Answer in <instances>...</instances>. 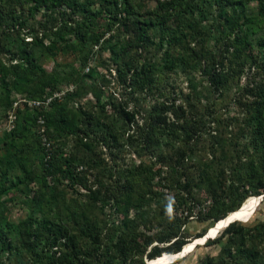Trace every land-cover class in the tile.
Masks as SVG:
<instances>
[{
    "label": "rangeland",
    "instance_id": "obj_1",
    "mask_svg": "<svg viewBox=\"0 0 264 264\" xmlns=\"http://www.w3.org/2000/svg\"><path fill=\"white\" fill-rule=\"evenodd\" d=\"M78 1L82 4L87 0ZM106 1L89 0L88 7L92 13L101 12L91 31L104 33L103 39L109 38V43L102 42V48L88 43L79 52L70 42H57L53 27L65 18L81 21L84 14L63 6L30 17L26 0H0V69L15 63L14 56L27 49L45 72L68 77V82L64 80L57 86L58 90H65L69 84L77 88L76 96L65 103L74 115L75 133H61L52 127L47 130L56 165L53 176L44 173L45 152L41 144L32 143L34 135L23 141L18 134L7 133L12 109L8 112L5 107L0 88V173L5 172V186L22 180L23 168L31 171L26 184L0 195V222L7 229L31 216L32 229L40 235L37 256H33L19 245L17 233L10 232L11 248L2 251L0 247V264H83L82 254L73 259L72 247L75 244L82 252L86 250V219L100 224L113 242L128 234L131 241L126 264L155 263L161 257L152 262L145 258L150 248L148 238L171 213L185 220L182 229L188 243L215 224V215L236 207L230 202L237 201L231 200L230 205H221L210 194L211 186L233 182L239 194L246 195L241 208L255 197L250 195L243 167L254 154L247 120L264 87V48L258 45L259 40L264 41V12L258 11L264 0H253L243 10L224 0H185L168 16L162 15L155 3L145 0H126L128 14L123 10L124 0H108L118 4L110 7L114 13L109 14L105 11ZM124 16L129 20L127 29L122 26ZM251 17L256 21L242 23ZM24 20L27 24L19 26ZM143 20H153L157 25L150 32L147 46L122 49L126 40H133L131 22ZM232 20L242 24L238 34L248 42L236 46V50L232 46L237 29L231 33L229 28ZM36 38L50 48L51 55L32 43ZM138 62L155 65L154 83L141 90L129 84L130 69ZM213 68L227 74V83L219 90L208 83ZM17 96L12 93V98ZM21 97L32 101L26 94ZM50 105L36 110L49 112ZM160 106L169 110L167 123L175 135L168 131L159 134L161 144L151 151L144 148L140 137L146 130L142 125L148 124L153 108L158 110ZM124 112L133 114L134 122L127 124ZM192 127L196 132L200 130L201 136L192 153L181 160L178 151L187 140L183 134ZM138 169L145 172L143 177L152 176L149 182L138 176ZM145 182V201L149 205L146 215L138 213L137 196ZM184 184L190 186L188 196L192 199L183 209L180 200L174 199L186 196L180 189ZM98 192L106 205L93 204L91 196ZM48 195H52L50 202L46 201ZM262 200L240 218L244 221L241 224L251 227L264 223ZM127 204L128 212L121 209ZM43 218L61 226L67 242L63 237L52 243L39 225ZM226 241L209 246L204 243L180 262L173 260L170 264H199L207 256L217 257ZM239 242L235 239L228 244L233 250ZM188 244L184 251L190 252L193 241ZM109 255L114 256L112 252ZM167 255L172 254L163 256ZM112 261L119 263L117 257Z\"/></svg>",
    "mask_w": 264,
    "mask_h": 264
},
{
    "label": "trees",
    "instance_id": "obj_2",
    "mask_svg": "<svg viewBox=\"0 0 264 264\" xmlns=\"http://www.w3.org/2000/svg\"><path fill=\"white\" fill-rule=\"evenodd\" d=\"M106 1V0H102ZM123 10L128 14V2L124 0ZM147 1V0H145ZM185 0H174L165 3H157V8L161 11L162 15L168 16L175 6L180 2ZM229 6L237 7L238 9L243 10L245 5L249 4L253 0H224ZM28 5V14L30 17H33L39 13L53 11L54 9L61 7H68L74 11L84 14V17L81 21H73L71 18L61 19L54 27L53 34L57 42L61 44L71 43L75 47L76 51L83 52L84 48L88 43H91L93 46L100 45L102 42L104 44L109 43V38L104 40V33H95L91 31V26L93 21L101 15V12L92 13L89 10V0L84 3H79L78 0H26ZM105 11L107 13H114L111 11L110 7H116L118 4L116 2L106 1ZM260 14L264 12V1H261V4L258 7ZM116 15H114V18ZM122 26L128 28L129 20L126 16L121 20ZM256 19L253 17L243 19L242 23L252 24ZM27 24V21L24 20L18 23L19 26ZM132 33L133 40H126L122 44L121 48L124 49L126 46L128 48L135 47L136 49H143L147 46L150 39V32L157 25L153 20H143V21H132ZM230 25L231 33H234V30L237 29L235 36L233 38L232 48L236 50V46L247 45L248 42L246 37H241L238 33L241 29L242 24H239L238 20H232ZM34 45H37L51 55L52 52L48 46H45L42 40L34 39L32 40ZM258 45L264 48V41L259 40ZM102 48V45H100ZM231 47V46H230ZM111 52H115L114 47H109ZM180 57V56H178ZM15 63H10L8 68L0 69V88L3 92V102L5 107L8 108V112L12 109L13 104L21 99L22 95L26 94L29 100L32 101H41L47 96L51 95L52 92H60L57 86L61 84L64 80L69 81L68 77L61 78L55 73H47L41 69L35 62V57L33 56L31 50L23 49V51L18 55L14 56ZM179 58H177L178 60ZM182 59V58H181ZM183 60V59H182ZM184 61V60H183ZM154 69L155 65L149 63H141L134 65L131 70V75L129 76V84L133 88H138V90L144 89L145 87H150L154 83ZM213 72H209L208 83L210 87L215 90H219L225 86L227 83V74L223 72H216L213 68ZM70 76V75H68ZM67 79V80H66ZM66 87H73L72 91L64 93L59 98L53 99L51 102V109L49 112H41L36 109H29L27 104H21L15 110V120L13 128L8 130L7 133L10 135L18 134V138L25 141L28 137L34 135L36 139L32 141L34 145H40L41 141L35 131L36 127V118L39 115H43L46 122V131L49 127L56 129L58 132L73 134L75 133V124L73 122L74 115H71L72 112L66 109V101L70 98L76 96L77 88L74 84H69ZM12 93L18 94V98H12ZM104 107L102 106V109ZM154 113H151L148 116V124L144 123L142 127L145 130V134L140 136L143 140L144 148L147 150H154L159 147L161 141L159 139V134L163 135L165 132H169L170 135H175L173 130L170 128L171 124L167 123V112L169 110L164 106H160L158 110L156 107L153 108ZM123 119L125 122L131 123L134 122V115L129 114L128 112L123 113ZM247 125L251 128V148L253 150V155L250 157V163H247L243 167V172L246 175L247 183L251 189L250 195L252 196H262L264 194V87L261 91V95L257 100L255 106L252 107L249 118L247 120ZM139 127V126H138ZM196 132L194 127L186 130L184 136L187 138L186 145L178 151V156L181 160H184L189 153H192L193 146L199 141L201 134ZM180 133V132H179ZM191 141L193 144H191ZM7 143V142H5ZM31 143V144H32ZM11 145V144H10ZM41 149V148H40ZM45 154V153H44ZM52 155L46 159V154L44 155V173L49 176L54 175L55 164L52 161ZM1 167V166H0ZM142 167V166H140ZM67 169V168H66ZM66 172V170H64ZM142 169H138V176L143 177ZM5 172H1L2 179L0 180V195L5 194L11 188L17 187L19 185L26 184L30 177L31 171L23 168V178L22 180L12 182L9 186H5ZM70 171L68 170V174ZM72 177V176H70ZM152 176L148 174L143 177L144 180L148 181ZM145 186L138 191V213L146 215L149 212L148 202L145 201ZM233 182L228 186L223 184L213 185L210 187V194L215 196L221 205L225 206L229 201L233 205H236L235 208L222 214L214 216V223H221L230 213L239 210L246 198V195L239 194L238 188H234ZM47 188V186H44ZM43 187V188H44ZM181 190L185 191V195H180L174 200H180L183 209L188 203L191 195V188L188 184L180 186ZM233 189V190H232ZM236 190V194L234 192ZM150 191V190H149ZM221 193V195H219ZM93 204L98 205L100 202L103 205H106L107 202L103 198H100L101 195L98 193L93 194ZM236 197V198H235ZM234 198V199H232ZM228 199V201H225ZM216 200V201H217ZM47 202L52 201V195H48ZM177 201H175L176 204ZM243 202V203H242ZM178 205V204H177ZM96 207V206H95ZM121 209L128 212L130 209L129 204L123 206ZM31 216L23 223L11 224L8 225L7 229H4L0 222V244L1 250L6 251L10 250L11 243L8 238L10 232H16L19 245L26 252H29L33 256H37L36 249L40 242V235L37 234L33 229V224L31 223ZM185 220L181 219V216H174L172 213L164 218L162 221L161 228L155 230V232L149 237L150 248L145 254L146 261H154L156 258L162 257L165 254H175L181 250H185L189 245L186 241V238L183 235V226ZM39 225L46 231L47 237L52 243L56 244L57 241L61 238H65L63 228L61 226H54L49 219H41ZM217 226V225H214ZM209 232V229L207 230ZM206 232H202L197 235L196 238L202 237ZM127 235H122L118 238L116 242H113V239H110L106 236L103 228L100 224L94 223L92 221L85 220V238L87 239V248L84 252L78 247L74 246L73 248V259L77 258L78 255L82 254L83 264H113V259L118 258V264H126L129 261L130 253V239H127ZM226 239V244L220 249L219 255L217 257L207 256L205 259L201 260L199 264H264V223H259L254 226L248 227L240 222L230 223L226 228L220 231L216 237L213 239H208L205 242V246L218 244L221 241ZM238 239L239 245L232 250L231 241ZM195 240V239H194ZM192 240V241H194ZM67 242V238H65ZM155 243V244H154ZM230 245H229V244ZM256 243L259 246L249 247L246 244ZM188 244V245H187ZM228 244V245H227ZM161 245V246H160ZM184 248V249H183ZM113 253V258L109 253ZM167 252V253H166ZM63 259V258H62ZM173 261V260H172ZM171 261V262H172ZM181 259L175 261L180 262ZM170 262V263H171ZM147 263V262H146ZM145 263V264H146Z\"/></svg>",
    "mask_w": 264,
    "mask_h": 264
},
{
    "label": "built area",
    "instance_id": "obj_3",
    "mask_svg": "<svg viewBox=\"0 0 264 264\" xmlns=\"http://www.w3.org/2000/svg\"><path fill=\"white\" fill-rule=\"evenodd\" d=\"M149 2H153L155 4L157 3H165V2H170V1H174V0H147ZM73 87H67L65 88V90L60 91V92H52L51 95L47 96L45 99L41 100V101H27L25 98H21L19 99L17 102H15L13 104L12 110L8 113V124H9V128L8 130H11L13 128V124H14V120H15V110L21 105V104H27L29 109H36V108H45L47 106H49L51 104V102L53 101V99L55 98H59L62 95H64V93L68 92V91H72ZM42 110V109H41ZM35 131L41 141V145L43 147V150L46 154V159H48L52 153H51V144L48 140L47 137V131H46V122L45 119L43 117V115H39L36 118V127H35Z\"/></svg>",
    "mask_w": 264,
    "mask_h": 264
},
{
    "label": "bare ground",
    "instance_id": "obj_4",
    "mask_svg": "<svg viewBox=\"0 0 264 264\" xmlns=\"http://www.w3.org/2000/svg\"><path fill=\"white\" fill-rule=\"evenodd\" d=\"M264 199V197L262 196H255L250 198L241 209L230 213L221 223H219L220 221H218L217 223H215L214 225H217L214 227V229L212 230L211 233L207 232L209 238H213L215 235H217L218 233H220L221 229L223 228V226L231 221H241L240 218H243L244 216H247L250 212L253 211V209L255 208V206L262 200ZM263 201V200H262ZM240 219V220H239ZM244 222V221H241ZM213 225V226H214ZM212 226V227H213ZM211 227V228H212ZM211 228L209 229V231L211 230ZM199 241H203L202 238L199 239H195V242L199 243L200 245L203 244L200 243ZM192 242V241H191ZM194 242V241H193ZM184 249V248H183ZM192 249V246H191ZM188 251H183L182 250V254H185ZM180 256V255H179ZM176 255L172 254V255H167V256H163L161 257L158 261H156L155 263H150V264H170V262L172 260H175ZM148 264V262L146 263Z\"/></svg>",
    "mask_w": 264,
    "mask_h": 264
},
{
    "label": "water",
    "instance_id": "obj_5",
    "mask_svg": "<svg viewBox=\"0 0 264 264\" xmlns=\"http://www.w3.org/2000/svg\"><path fill=\"white\" fill-rule=\"evenodd\" d=\"M262 197H264V194L262 195ZM233 222H240V221H231V222H228V223H226L224 226H223V228L221 229V230H223L224 228H226L230 223H233ZM199 238H202L203 239V244L206 242V240L207 239H210L209 238V236H208V234H207V232L202 236V237H198V238H196V239H199ZM203 244H201V245H203ZM197 246H200V244L199 243H197V242H195V240H194V242H193V246H192V249H191V251L190 252H186L185 254H182V250L180 251V252H178V253H175L174 255H176V258H175V261L176 260H179V259H182V258H185L189 253H191ZM180 255V256H179ZM174 261V262H175ZM146 263V262H145Z\"/></svg>",
    "mask_w": 264,
    "mask_h": 264
}]
</instances>
